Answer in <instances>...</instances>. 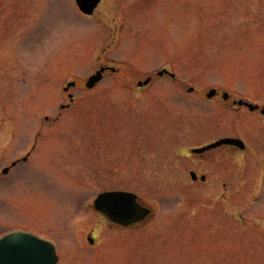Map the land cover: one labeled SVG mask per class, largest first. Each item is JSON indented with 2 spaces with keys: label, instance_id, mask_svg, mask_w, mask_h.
I'll return each mask as SVG.
<instances>
[{
  "label": "rangeland",
  "instance_id": "rangeland-1",
  "mask_svg": "<svg viewBox=\"0 0 264 264\" xmlns=\"http://www.w3.org/2000/svg\"><path fill=\"white\" fill-rule=\"evenodd\" d=\"M242 98L264 107V0H0V236L51 240L57 264H264V115ZM227 136L250 148L189 155ZM112 190L153 215L111 223Z\"/></svg>",
  "mask_w": 264,
  "mask_h": 264
},
{
  "label": "water",
  "instance_id": "water-1",
  "mask_svg": "<svg viewBox=\"0 0 264 264\" xmlns=\"http://www.w3.org/2000/svg\"><path fill=\"white\" fill-rule=\"evenodd\" d=\"M100 0H77L81 10L85 13H93L95 7ZM104 68H101L94 75H92L87 83V88H93L103 79ZM165 74L175 77L174 73L167 69H162L156 73L157 76H164ZM152 81V77L141 80L137 83L139 87L148 86ZM76 86V82H70L64 88L68 92L71 87ZM194 88H190L192 92ZM217 93L216 89L208 92L207 97L213 98ZM228 93H224V98H228ZM70 99L74 100L73 95ZM239 105H246L250 110L259 109L257 104L250 103L247 100H240ZM65 106H62L64 108ZM67 107V106H66ZM264 114V108L262 110ZM229 143L236 145L241 149L245 148L243 140L240 138H226L222 139L212 145L205 146L200 149H195L193 152H202L210 148H214L220 144ZM16 163H14L15 165ZM9 168L3 170V173H8ZM192 177L196 180L195 174ZM95 209L107 216L112 222L129 226L135 223L144 222L151 215V209L143 205L139 197L132 192L127 191H108L98 195L94 203ZM91 244L94 243L92 237L88 238ZM59 258L53 244L47 240H43L31 233L27 232H13L0 239V264H57Z\"/></svg>",
  "mask_w": 264,
  "mask_h": 264
},
{
  "label": "flooded vegetation",
  "instance_id": "flooded-vegetation-1",
  "mask_svg": "<svg viewBox=\"0 0 264 264\" xmlns=\"http://www.w3.org/2000/svg\"><path fill=\"white\" fill-rule=\"evenodd\" d=\"M104 0H102L101 1V3L103 2ZM100 3V4H101ZM99 4V5H100ZM100 68H105V72H104V76L108 73V72H116L115 70H113L112 69V67L110 66V62H102L101 63V66H100ZM69 94V93H68ZM219 97H222V99H223V92H219L218 91V93H217V95L214 97V98H219ZM214 98H212V99H214ZM224 100V99H223ZM228 101H229V99L228 100H224V102L225 103H228ZM237 101H239V99L238 100H233V102H232V106L234 107V108H236V109H241V108H247L248 110H249V108L247 107V106H244V105H239L238 103H236ZM258 110H262V108H259V109H256V110H254V111H252V112H256V111H258ZM227 137H229V136H227ZM227 137H223V138H227ZM220 139H222V138H220ZM219 140V139H218ZM218 140H215V141H212V142H209V143H206V144H203L202 146H199V147H196V149L197 148H203V147H205V146H208V145H210V144H212V143H215V142H217ZM246 143V142H245ZM247 148H250L249 147V145H247V143H246V147L244 148V149H241V148H239L238 146H236V145H232V144H229V143H223V144H220V145H218V146H216V147H214V148H210V149H207V150H203L202 152H193V150L195 149V148H193V149H191V150H189L188 152H189V155L190 156H195V161H196V163L197 162H201L202 164L204 163V161L206 160H213V158L214 157H212L214 154L216 155V154H218V152H219V154H220V151L222 150V151H225V152H227L226 154L227 155H229V153H233V152H235L236 150H246ZM24 161V160H23ZM24 162H26V161H24ZM192 173H194L195 174V177H196V180L198 181H203V182H205V181H207L208 179H209V173L210 172H206V173H200L199 174V172L197 173V172H194V171H191L190 172V175H191V177H192ZM193 178V177H192Z\"/></svg>",
  "mask_w": 264,
  "mask_h": 264
}]
</instances>
